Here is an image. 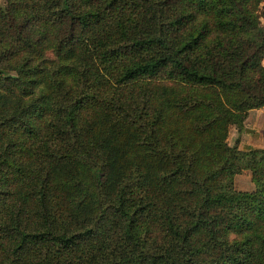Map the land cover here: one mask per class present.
Instances as JSON below:
<instances>
[{"label": "trees", "instance_id": "obj_1", "mask_svg": "<svg viewBox=\"0 0 264 264\" xmlns=\"http://www.w3.org/2000/svg\"><path fill=\"white\" fill-rule=\"evenodd\" d=\"M262 3L0 0V264H264Z\"/></svg>", "mask_w": 264, "mask_h": 264}, {"label": "rangeland", "instance_id": "obj_2", "mask_svg": "<svg viewBox=\"0 0 264 264\" xmlns=\"http://www.w3.org/2000/svg\"><path fill=\"white\" fill-rule=\"evenodd\" d=\"M5 0H1L4 4ZM264 9V3H262ZM264 25V18L261 19ZM245 130L239 132L235 127L230 129L228 135L229 145H237L243 150L247 147L264 148V106L259 109L250 110L244 122ZM234 186L236 190L250 191L254 188L249 170H243L235 175Z\"/></svg>", "mask_w": 264, "mask_h": 264}, {"label": "crops", "instance_id": "obj_3", "mask_svg": "<svg viewBox=\"0 0 264 264\" xmlns=\"http://www.w3.org/2000/svg\"><path fill=\"white\" fill-rule=\"evenodd\" d=\"M263 64H264V59H263Z\"/></svg>", "mask_w": 264, "mask_h": 264}]
</instances>
